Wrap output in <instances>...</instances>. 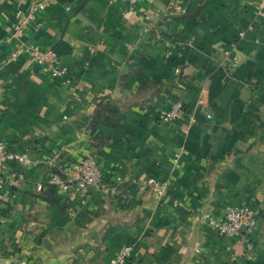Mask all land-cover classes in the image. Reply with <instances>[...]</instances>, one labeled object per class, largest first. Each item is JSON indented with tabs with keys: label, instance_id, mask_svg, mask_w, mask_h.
Listing matches in <instances>:
<instances>
[{
	"label": "crops",
	"instance_id": "1",
	"mask_svg": "<svg viewBox=\"0 0 264 264\" xmlns=\"http://www.w3.org/2000/svg\"><path fill=\"white\" fill-rule=\"evenodd\" d=\"M256 1L0 0V141L30 160L2 168L0 264H107L127 244L131 264H264V19ZM19 46L51 51L66 74L51 77L26 53L11 58ZM175 99L183 116L159 123ZM100 104L107 118L91 136ZM88 157L113 193L90 189L81 200L57 192L49 201L48 175ZM150 178L167 182L160 201L137 194ZM239 206L256 214L248 251L195 220Z\"/></svg>",
	"mask_w": 264,
	"mask_h": 264
},
{
	"label": "built area",
	"instance_id": "2",
	"mask_svg": "<svg viewBox=\"0 0 264 264\" xmlns=\"http://www.w3.org/2000/svg\"><path fill=\"white\" fill-rule=\"evenodd\" d=\"M132 5L135 0H123ZM246 1V0H245ZM175 9L180 10L179 7L173 6ZM42 9L43 3L36 6V9ZM183 13V11H182ZM264 19V0L256 1V13ZM23 24L18 26L15 34L19 35L22 32ZM250 30V27L246 31ZM245 35V31L238 34L239 38ZM189 44V42L187 43ZM165 58H170L173 54V45L171 43H165ZM235 45H231V51H234ZM89 51H92L90 49ZM20 53H26L37 66L47 65L49 68V74L51 77H61L66 74V68L61 66L54 54L51 51H41L36 47L19 46L11 55V58H15ZM229 56V53H225ZM233 66L237 65V59L235 57H229ZM175 73H179V68H175ZM201 104V100L198 101ZM184 110L180 100H174L170 106L162 110L157 115L159 123L166 126H172L183 116ZM209 117V115H207ZM192 122L193 120L190 119ZM187 130H183V134H186ZM180 154L177 153L173 156V166L176 168L179 166ZM7 161H15L18 164L25 166L30 163V160L25 154L8 153L5 144L0 141V189L3 188L5 180L2 176V168ZM19 175L13 173L11 178H16ZM46 183L49 186H54L60 193L76 194L81 200L87 196L90 189H95L103 194L113 193V187L109 184L103 183L101 179V171L97 160L95 158H83L70 162V165L62 173V176L58 173H50L48 175ZM146 190L150 191L152 197L156 201L162 200L166 196L167 182H158L155 179H148L138 184L137 194H142ZM195 220L204 224L209 230L216 233L218 236L223 237H236L241 242H244L246 250L251 249V242L249 237L256 227V214L255 211L249 207L239 206L228 209L221 219H216L208 211H200L195 216ZM241 228L243 230H241ZM134 251V247L131 244L122 246L115 255L108 261L107 264H131L130 260Z\"/></svg>",
	"mask_w": 264,
	"mask_h": 264
},
{
	"label": "trees",
	"instance_id": "3",
	"mask_svg": "<svg viewBox=\"0 0 264 264\" xmlns=\"http://www.w3.org/2000/svg\"><path fill=\"white\" fill-rule=\"evenodd\" d=\"M99 110V111H98ZM105 111H106V106H102V104H100V105H98V108H97V110H96V112H95V114H94V118H93V121H92V127L96 124V123H98V121H99V116H101V115H103V118L104 119H106L107 118V116H106V113H105ZM105 113V114H104ZM92 132H91V136L93 135V136H95V134H93L94 133V127H93V129L91 130ZM100 142V141H99ZM69 165V164H68ZM68 167V166H67ZM67 167H64L63 168V170H61V169H57L58 171H55L54 173H58V174H60L61 176H62V173L65 171V169H67ZM63 171V172H62ZM57 192H59L57 189H56V187H54V186H49V190H48V192L46 193V197H47V199L49 200V201H51V199H53V200H55L54 199V195H56V193Z\"/></svg>",
	"mask_w": 264,
	"mask_h": 264
},
{
	"label": "water",
	"instance_id": "4",
	"mask_svg": "<svg viewBox=\"0 0 264 264\" xmlns=\"http://www.w3.org/2000/svg\"><path fill=\"white\" fill-rule=\"evenodd\" d=\"M241 230H243V229L241 228Z\"/></svg>",
	"mask_w": 264,
	"mask_h": 264
}]
</instances>
